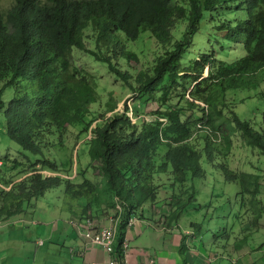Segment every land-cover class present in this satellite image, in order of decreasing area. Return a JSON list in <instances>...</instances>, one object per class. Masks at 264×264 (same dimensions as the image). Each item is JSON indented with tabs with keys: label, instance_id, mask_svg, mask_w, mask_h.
Here are the masks:
<instances>
[{
	"label": "trees",
	"instance_id": "1",
	"mask_svg": "<svg viewBox=\"0 0 264 264\" xmlns=\"http://www.w3.org/2000/svg\"><path fill=\"white\" fill-rule=\"evenodd\" d=\"M180 21L185 27L173 40ZM207 27L239 43L244 52L228 59L204 45L189 63H182L195 34ZM145 29L168 46L133 75L118 61L140 64L138 51L128 48L126 40L136 39ZM91 40L94 48L88 46ZM75 48L107 62L140 96L160 101L156 119H134L128 106L119 111L111 102V115L103 114L95 125L91 117L83 128L92 133L88 153L104 172L108 195L125 212L115 251L120 264L125 258L124 230L135 209L158 198V175L170 172L174 184L184 185L190 177H205L208 168H219L227 181L240 187L239 196L257 194L258 175L233 168L228 151L236 131L247 144L264 151V127L241 117L228 104L226 93L264 80V0H12L0 6V110L4 108L6 130L24 149L44 155L43 165L54 171L59 165L44 150L54 144L50 135L61 137L69 125L85 122L98 99L90 76L73 61ZM176 85L185 86L182 99L164 107ZM8 86L13 94L5 100L2 93ZM195 109L201 112L199 119L184 116ZM40 174L30 180L64 182L66 192L101 200L98 184L89 177L78 182L59 173ZM195 195L191 189L174 202L182 211ZM261 209L264 205L255 213L256 220ZM19 210L17 206L12 212ZM179 215L175 210L170 214Z\"/></svg>",
	"mask_w": 264,
	"mask_h": 264
},
{
	"label": "rangeland",
	"instance_id": "2",
	"mask_svg": "<svg viewBox=\"0 0 264 264\" xmlns=\"http://www.w3.org/2000/svg\"><path fill=\"white\" fill-rule=\"evenodd\" d=\"M11 1L0 0V6H9ZM185 24L186 22L180 21L178 27L174 28L173 40L182 34ZM204 45L214 48L216 55H224L228 59H234L236 54L244 52L239 43H231L222 35H216L215 29L207 27L195 34L193 43L184 53L181 62L189 63L204 49ZM88 46L94 48V40L88 41ZM126 46L138 51L141 62L136 66L137 68L127 64L122 58L118 62L123 69H129L135 75L138 69L146 63L153 62L168 45L158 42L151 30L145 29L136 39L126 40ZM73 61L90 76L98 99L93 102V113L86 116L85 122L69 125L61 137H58L59 134L50 135L54 144L44 148L45 156L58 163L59 171L44 166L42 163L44 155L24 149L7 133L4 108L0 110V212L5 210L2 207H8L9 210L4 214L14 215L13 207L18 206L20 210L19 213H16L19 217L39 216L41 221L54 220L57 226L48 228L52 233L55 230L57 235L62 227H66L67 230L75 234L76 228L71 220L82 216L92 215L94 218L102 214L117 216L121 212L125 217L121 205L108 195L109 189L105 185L104 172L97 169L98 162H93L88 153L91 135L89 131L83 130L87 120L93 117L91 118L94 120L92 125H95L104 117L103 114L111 115L114 112L110 110L111 102L117 103L116 110L119 111L125 110L128 106L129 113L133 115L134 119L144 116L148 120H153L157 118L155 111L160 104L157 98L149 97L147 94L140 96L135 88L109 69L107 62L96 59L85 50L75 48ZM207 71L208 69L205 73ZM186 85L190 86L188 83H185ZM185 86L176 85L171 95V101L164 104V107L182 99L181 94L184 93ZM1 87L0 83V89ZM188 92L189 89L186 90V93ZM158 93L160 92L158 91ZM12 94L13 90L8 86L4 89L2 98L9 100ZM226 100L241 117L253 118L256 120L257 127H264V80L252 81L245 87L229 89L226 93ZM230 107L228 105L227 108ZM200 113L197 110L194 113L189 111L184 116L189 117L188 115L191 114L190 116L194 119H199ZM232 138L233 146L228 151L230 165L238 170L258 175L257 181L260 186L256 195L247 192L239 196L240 187L238 188L235 183L227 181L219 168H208L205 177H190L184 185L174 184L172 174L166 172L157 176L159 193L156 201L146 202L143 207L134 210L132 215L135 218V225L131 230L141 227L140 219H142L143 212L152 217L154 216V207H158L159 215H161L158 217L162 220L175 210L180 215L175 218L169 216L167 223L180 224L179 227L183 229V234L190 235L194 232V235L198 236L197 239H194L195 236L190 237V244H196L194 247L195 253H197L195 259L198 260L195 264H207V261L214 260L208 254L203 255L205 254L203 245L204 250L208 253H218L220 258L224 259H229L232 252L243 248L252 253L255 264H264V209H261V217L258 220L255 218V213L260 210V206L264 205V151L247 144L239 131H236ZM38 172L41 173L40 175L52 176L59 173L63 175L62 177H70L69 179L78 182L83 181L85 176L89 177L98 184L101 200L97 201L79 193L66 192L64 191L66 186L64 182L61 185H53L31 181L32 175ZM44 186H46L45 191L42 190ZM191 189L195 190L196 200L180 211L174 198L178 194L185 195ZM241 201H243V205ZM153 205L155 206L153 207ZM4 214H0V216ZM39 226L43 227V231L46 233L41 236L45 237L51 233V231L47 232L46 225L39 221L38 230L34 231L35 234L42 230ZM118 230L120 233L121 229L118 228ZM124 232L129 231L124 230ZM129 248L135 250L134 246ZM189 250V248L183 250V254L185 255ZM188 260L192 261L189 255ZM225 261L227 264L228 261ZM187 264L193 263L187 262Z\"/></svg>",
	"mask_w": 264,
	"mask_h": 264
},
{
	"label": "crops",
	"instance_id": "3",
	"mask_svg": "<svg viewBox=\"0 0 264 264\" xmlns=\"http://www.w3.org/2000/svg\"><path fill=\"white\" fill-rule=\"evenodd\" d=\"M17 213L5 215L6 213L0 212L5 215L0 216V264H120L116 252H109L100 244L87 242L77 230L74 234L66 227H62L57 235L55 230L52 233L48 228L57 226L54 220L41 221L39 216L23 218ZM159 214V208L154 207V216L142 213L140 228L131 230L135 221L131 226H126L125 231L129 232H124V238L128 239L129 247L134 246L135 250H130L129 247L125 250L122 264H187V262L195 264L197 262L198 259H195L197 253L194 249L196 244H190V237L195 236L194 239H197L198 236L194 235V232L190 235L183 234L180 224L167 223L170 215L161 220ZM95 218L100 225L117 223L119 227L123 214L121 212L117 216L102 214ZM39 221L46 225L47 232L51 231L45 237L41 236L46 234L43 227L39 226L42 228L40 233H34L36 229L38 230ZM118 238H120L119 230ZM188 248L190 250L184 255L183 250ZM202 248L204 256L208 254L214 259L207 261V264H226L225 260L228 261L227 264H255L252 253L243 248L232 252L229 259L220 258L218 253H208L204 250V245ZM188 255L192 261L188 260ZM151 257L155 259L154 263H150Z\"/></svg>",
	"mask_w": 264,
	"mask_h": 264
},
{
	"label": "built area",
	"instance_id": "4",
	"mask_svg": "<svg viewBox=\"0 0 264 264\" xmlns=\"http://www.w3.org/2000/svg\"><path fill=\"white\" fill-rule=\"evenodd\" d=\"M92 135V133H90ZM135 218L131 216L129 226L132 225ZM71 222L75 226L77 232L87 242L97 243L105 247L109 252L116 251L117 238H118V224L113 225H100L92 215L72 219ZM129 247L128 239L123 238L122 248L125 250ZM150 263H154L155 259L151 257Z\"/></svg>",
	"mask_w": 264,
	"mask_h": 264
}]
</instances>
